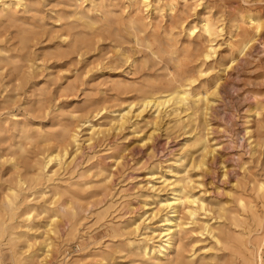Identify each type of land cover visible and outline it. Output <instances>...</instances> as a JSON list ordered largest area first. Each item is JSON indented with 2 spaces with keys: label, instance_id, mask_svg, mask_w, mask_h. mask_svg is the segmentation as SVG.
Returning <instances> with one entry per match:
<instances>
[{
  "label": "rangeland",
  "instance_id": "374dc122",
  "mask_svg": "<svg viewBox=\"0 0 264 264\" xmlns=\"http://www.w3.org/2000/svg\"><path fill=\"white\" fill-rule=\"evenodd\" d=\"M250 17L259 29L244 46ZM204 21L220 27L210 40ZM177 84L185 101L142 106ZM180 180L197 212H182L179 250L161 263L264 264V0H22L0 11L2 264L32 253L156 264L135 247L158 244Z\"/></svg>",
  "mask_w": 264,
  "mask_h": 264
},
{
  "label": "bare ground",
  "instance_id": "6f19581e",
  "mask_svg": "<svg viewBox=\"0 0 264 264\" xmlns=\"http://www.w3.org/2000/svg\"><path fill=\"white\" fill-rule=\"evenodd\" d=\"M170 4H171V2H170ZM21 5H22V0H1L0 1V11H5L11 7L17 8V7H20ZM170 11H172V10L170 9ZM179 22L183 23L182 21H179ZM204 22H203L204 24L202 27V33L210 40L218 32L219 26L216 27V25L210 21H204ZM181 23L180 24L178 23V24L181 25ZM248 23H249L248 27L241 28L240 31H238V33H239L238 36L240 39L239 42H242L244 46H246L251 41H253L252 36H251V31H253V33H254V32H258V29H259V24L256 22V19H254L253 17L249 18ZM211 49L212 48L210 47V49L208 51H210ZM208 56H209L208 53L205 54L206 58H208ZM187 83H188V81H187ZM201 92H202V90H201ZM187 96H188V91L186 90V86L177 84L165 92L152 93L151 95L143 97L141 104L143 107H147V106L159 107V106L165 105L171 101L172 102L174 101L176 103H181V102L185 101ZM198 100H199V98H198ZM197 105H198V103H197ZM128 108H129V106H128ZM122 119H123V116H122ZM64 137H69L71 140H73L74 143H76V136H75V134L70 133V131H64ZM203 149H205V147ZM206 154H207V152H206ZM210 154H212V153H210ZM64 155H66V147H64L62 149L61 153H50V154H48L46 161H45L41 170L45 169L52 161L60 160L61 157ZM186 174H187V171H186ZM186 180L188 181V179H186ZM169 185L171 186V184H169ZM260 189L261 190L263 189L262 184L260 185ZM15 194L16 193L14 191H11V195L13 197L15 196ZM195 204H196V200L194 199V196L188 191L185 184L180 180L177 183L176 188L172 190L171 200H166L165 203H163L162 207H164L165 209H169V211L167 212L166 216H163V218L160 219V222H161L160 226H162L163 229L158 235H156V236L160 237L158 244L148 243V242L137 244L135 247V250L139 251L141 255L147 257L150 260H152V259L156 260V264H162L161 261L163 260V258L169 257L170 253L173 250H177V251L179 250V244L177 246L176 241H175V236L180 230L185 228L187 225V223H184L181 221V214H182V212H185L189 217H194L196 212H197V208H196V206H194ZM22 216L25 217V219H29L31 217V210L25 212L24 214H22ZM134 229L136 230L137 226H135ZM2 230H4V229L2 228V225L0 224V233L2 232ZM151 233L154 234L155 231L152 230ZM23 235L24 234H21V237ZM10 236H13L12 233L10 234ZM10 240H12V237L10 238ZM35 243H36L35 240H33V241L32 240H26V247L30 248V247L34 246ZM177 243H179V241H177ZM51 246H52L51 242H47L45 244V247H47V248H50ZM258 262L261 263V257L255 256V264H257ZM0 264H2L1 260H0ZM18 264H43V263L38 259L36 254L32 253L31 255H28V256L18 260ZM245 264H252V260L247 258L245 260Z\"/></svg>",
  "mask_w": 264,
  "mask_h": 264
}]
</instances>
